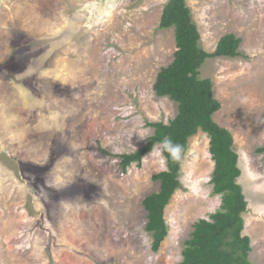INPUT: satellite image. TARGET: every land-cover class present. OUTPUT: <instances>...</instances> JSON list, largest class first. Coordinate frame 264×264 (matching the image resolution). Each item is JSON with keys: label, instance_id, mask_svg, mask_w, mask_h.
Returning <instances> with one entry per match:
<instances>
[{"label": "rangeland", "instance_id": "obj_1", "mask_svg": "<svg viewBox=\"0 0 264 264\" xmlns=\"http://www.w3.org/2000/svg\"><path fill=\"white\" fill-rule=\"evenodd\" d=\"M167 1L0 0V264H177L194 222L220 206L198 130L154 251L142 201L159 188V144L121 168L148 122L178 111L153 90L175 51L174 28H159ZM185 2L207 52L226 33L241 38L240 56L205 59L200 77L238 154L248 258L264 264V0Z\"/></svg>", "mask_w": 264, "mask_h": 264}, {"label": "trees", "instance_id": "obj_2", "mask_svg": "<svg viewBox=\"0 0 264 264\" xmlns=\"http://www.w3.org/2000/svg\"><path fill=\"white\" fill-rule=\"evenodd\" d=\"M169 27L174 28L173 59L160 67L153 90L158 97L175 101L178 111L167 123L148 122L153 133L137 150L119 155L121 168L125 171L133 163L139 166L142 158L166 137L183 145L186 153L189 138L198 130L205 132L214 162L210 176L212 194L219 195L221 203L207 218L194 222L190 237L184 242L182 259L177 264H253L248 258L250 239L242 234V214L246 211L247 202L237 182L240 175L238 154L232 148L230 131L213 119L220 102L214 97L212 81L200 77L205 59L240 56L241 38L226 33L219 38L213 51L204 50L199 44L198 27L185 0H168L164 5L159 28ZM256 151L264 153V146ZM162 154L167 170L152 176L159 182V188L147 194L142 201L147 212L145 230L152 237L154 251L158 250L168 232L164 209L181 186V164L172 161L166 152Z\"/></svg>", "mask_w": 264, "mask_h": 264}, {"label": "clouds", "instance_id": "obj_3", "mask_svg": "<svg viewBox=\"0 0 264 264\" xmlns=\"http://www.w3.org/2000/svg\"><path fill=\"white\" fill-rule=\"evenodd\" d=\"M143 138L142 136H140ZM209 141V138H208ZM167 153L168 157L177 163H180L182 166L186 160V154L184 146L180 143L174 142L170 137H166L163 139V141L160 142L158 146L155 148V156L160 157L162 153ZM153 154V149H151V152L147 155L150 156ZM158 164L160 166L161 170L166 171L167 169L164 167L165 161L163 159H159ZM243 216V214H242ZM244 221V219H243ZM243 231V230H242ZM145 244L147 245V241H145Z\"/></svg>", "mask_w": 264, "mask_h": 264}]
</instances>
